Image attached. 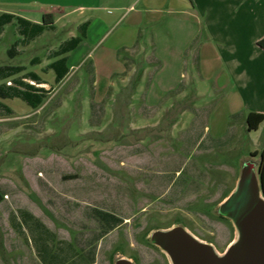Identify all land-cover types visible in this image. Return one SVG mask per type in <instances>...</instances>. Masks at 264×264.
<instances>
[{
    "label": "rangeland",
    "instance_id": "rangeland-1",
    "mask_svg": "<svg viewBox=\"0 0 264 264\" xmlns=\"http://www.w3.org/2000/svg\"><path fill=\"white\" fill-rule=\"evenodd\" d=\"M11 1L0 0L43 22V0ZM97 16L84 36L68 18L31 40L15 19L0 31V86L45 91L37 109L0 98V264H47L50 254L54 264L116 257L169 264L149 236L176 225L223 254L236 232L216 208L234 190L242 161H259L264 121L248 132L241 115L253 105L264 114V100L235 97L228 85L214 92L199 76L193 47L186 55L118 54L130 42L127 23L105 11ZM72 36L83 44L64 55L68 73L57 83L50 64ZM123 55L129 67L117 75ZM231 57L248 68L236 77L243 90L260 92L264 62L246 45ZM207 59L209 69L221 60ZM218 134L220 144L209 145Z\"/></svg>",
    "mask_w": 264,
    "mask_h": 264
},
{
    "label": "crops",
    "instance_id": "crops-1",
    "mask_svg": "<svg viewBox=\"0 0 264 264\" xmlns=\"http://www.w3.org/2000/svg\"><path fill=\"white\" fill-rule=\"evenodd\" d=\"M35 2L37 0L11 1L13 4ZM42 4L44 8L41 14H52L53 26H56L58 21L68 18L67 22L74 21L80 33L85 25V35L88 33L90 23L98 18L97 14L100 12L115 15L117 22L122 19L127 23L130 42L122 44L119 49L123 48L126 52L147 48L153 49L158 55L160 53L186 55L193 47L197 69L200 70L199 76L202 80L212 82L214 92L228 85L233 87L235 97L264 100L263 83H260L259 87L262 88L260 92L246 93L247 91L243 90L236 77L238 72L248 68L238 59L231 57L246 45L264 62V50L257 46V41L264 37V0H43ZM3 13L40 24L36 18L29 15L5 10L3 2H0V15ZM73 15L75 18L72 19ZM142 40H145V44H142ZM195 41L200 42L194 47ZM136 43L137 48L134 49ZM81 44L82 41L74 49ZM223 55L226 56L225 59L222 58ZM213 56L221 60L219 59L217 67L209 69L210 60L207 58ZM65 57L68 59V56ZM71 67L69 66V69ZM123 67L117 75L124 73V63ZM179 91L184 92L183 87ZM248 108V114L263 112L254 105ZM244 116L241 115L246 120L247 116ZM222 136L223 134H218L211 137L209 145L219 144Z\"/></svg>",
    "mask_w": 264,
    "mask_h": 264
},
{
    "label": "water",
    "instance_id": "water-1",
    "mask_svg": "<svg viewBox=\"0 0 264 264\" xmlns=\"http://www.w3.org/2000/svg\"><path fill=\"white\" fill-rule=\"evenodd\" d=\"M258 163L251 156L242 161L234 190L216 208V213L228 219L236 232L235 240L223 254L182 225L152 231L150 243L167 256L170 264H264V197ZM113 264L135 263L116 257Z\"/></svg>",
    "mask_w": 264,
    "mask_h": 264
},
{
    "label": "trees",
    "instance_id": "trees-1",
    "mask_svg": "<svg viewBox=\"0 0 264 264\" xmlns=\"http://www.w3.org/2000/svg\"><path fill=\"white\" fill-rule=\"evenodd\" d=\"M14 19L18 22V25L20 27L19 30H20L21 34L30 40L41 35L42 32L44 30H46V28H52L53 27V21H54L52 14H44L43 15V22L40 24H37V23H31L30 21H27L21 17H15L12 14L3 13L0 15V31L6 24L11 23ZM81 35L82 36L85 35V25H83ZM80 41H81V37H73L69 41H65L61 45L59 50L57 51V53L55 55V57H57V58L50 64V68L53 70V72L55 74V81L57 83L62 81V79L68 73V68L66 66L67 59L64 55L66 53L70 52L71 50H73L77 46V44H79ZM257 46L259 48H261L262 50H264V37L257 41ZM133 48L134 49L137 48V43ZM121 52H125V50L123 48L120 49L118 51V54H120ZM122 59H123V63L125 66V71H127L129 65H128L127 60H126V55H123ZM3 70H4L3 68H0V72ZM11 71H13V70H11ZM141 73H142V71H140V73L136 77L134 84H133V89H135V87L139 83ZM31 76L34 78L33 81L37 80L36 75L32 74ZM19 84L24 88L23 90L17 89L15 87L0 86V98L3 99V98L17 97V98L24 100L32 109L39 108L44 101V95H43V93H45L44 89L36 88V87H33V85H30L28 83H23V82H20ZM176 92H179V90ZM93 105L94 104L91 103V106H93ZM263 121H264V114L250 112L246 117L247 130L248 131H256L258 129L259 125ZM219 144H216V145H219ZM258 162L259 163H258L257 171H258V177H259V181H260V189H261V192L264 196V149L259 152V161ZM92 213H93V216H95L96 218H99L101 220L107 219L106 221H108V219L110 218L109 213H104L102 211H99L98 209H93ZM48 258H49V260H48L47 264L56 263V260H57L56 255L50 254Z\"/></svg>",
    "mask_w": 264,
    "mask_h": 264
},
{
    "label": "flooded vegetation",
    "instance_id": "flooded-vegetation-1",
    "mask_svg": "<svg viewBox=\"0 0 264 264\" xmlns=\"http://www.w3.org/2000/svg\"><path fill=\"white\" fill-rule=\"evenodd\" d=\"M170 264V263H169Z\"/></svg>",
    "mask_w": 264,
    "mask_h": 264
}]
</instances>
